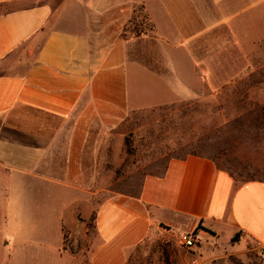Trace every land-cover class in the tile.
Wrapping results in <instances>:
<instances>
[{
    "label": "crops",
    "instance_id": "1",
    "mask_svg": "<svg viewBox=\"0 0 264 264\" xmlns=\"http://www.w3.org/2000/svg\"><path fill=\"white\" fill-rule=\"evenodd\" d=\"M139 4L153 34L124 37ZM252 5L0 0L2 264H28L49 246L50 258H62L63 230L91 187L110 129L136 110L186 100L205 82L231 78L237 32ZM198 225L193 264L232 257L247 264L248 251L264 264V180L238 184L206 157L172 158L160 175L144 177L136 196L118 193L98 206L88 264H126L151 233L178 236Z\"/></svg>",
    "mask_w": 264,
    "mask_h": 264
},
{
    "label": "rangeland",
    "instance_id": "2",
    "mask_svg": "<svg viewBox=\"0 0 264 264\" xmlns=\"http://www.w3.org/2000/svg\"><path fill=\"white\" fill-rule=\"evenodd\" d=\"M252 2L242 15L247 21L237 32L233 76L205 82L196 96L186 100L136 110L110 129L108 143L94 160L91 187L63 230L62 258H50L49 246L31 253L28 264H44L46 259L48 264H88L98 206L118 193L136 196L144 177L160 175L172 158L200 154L238 183L264 180V0ZM147 23L145 35L150 30ZM44 243L51 245V238ZM197 247L186 248L177 235L161 230L142 241L126 264H193ZM4 248L0 245V264L6 262ZM247 257V264L261 263L257 251H248ZM232 258L228 264H240Z\"/></svg>",
    "mask_w": 264,
    "mask_h": 264
},
{
    "label": "trees",
    "instance_id": "3",
    "mask_svg": "<svg viewBox=\"0 0 264 264\" xmlns=\"http://www.w3.org/2000/svg\"><path fill=\"white\" fill-rule=\"evenodd\" d=\"M141 16V20H135L138 16ZM148 22L147 23V26L149 27V35L153 34V31H154V26L153 24L150 22V20L148 19V16L146 14V12L144 11V6L143 4H139L137 6V8H134L128 22L126 23L124 29H123V32H122V36H126V35H133V36H141V35H145V32L143 31V24L144 22ZM190 155H194V156H201V157H206V156H203V155H200V154H195V153H192ZM208 158V157H206ZM210 160H212L211 158H208ZM213 161V160H212ZM214 162V161H213ZM215 165L217 166L216 162H214ZM218 167V166H217ZM219 168V167H218ZM231 175V174H230ZM232 176V175H231ZM232 178L234 179V181L236 183H238L235 178L232 176ZM248 181H251V180H246V181H243L241 183H244V182H248ZM239 184V183H238ZM201 228L200 225H198L196 227V229L194 231H192V235L196 237V240H197V244L199 243V239L197 237V231ZM237 241V236H234L232 238V242H236Z\"/></svg>",
    "mask_w": 264,
    "mask_h": 264
},
{
    "label": "built area",
    "instance_id": "4",
    "mask_svg": "<svg viewBox=\"0 0 264 264\" xmlns=\"http://www.w3.org/2000/svg\"><path fill=\"white\" fill-rule=\"evenodd\" d=\"M180 244L186 248H194L197 245L196 237L191 232H184L178 235Z\"/></svg>",
    "mask_w": 264,
    "mask_h": 264
}]
</instances>
